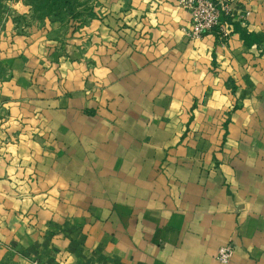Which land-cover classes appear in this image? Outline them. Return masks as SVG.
<instances>
[{
    "label": "crops",
    "instance_id": "obj_1",
    "mask_svg": "<svg viewBox=\"0 0 264 264\" xmlns=\"http://www.w3.org/2000/svg\"><path fill=\"white\" fill-rule=\"evenodd\" d=\"M90 5L0 39V264H264V0Z\"/></svg>",
    "mask_w": 264,
    "mask_h": 264
},
{
    "label": "rangeland",
    "instance_id": "obj_2",
    "mask_svg": "<svg viewBox=\"0 0 264 264\" xmlns=\"http://www.w3.org/2000/svg\"><path fill=\"white\" fill-rule=\"evenodd\" d=\"M97 0H0V39L7 35L27 38L33 31L65 33L78 26ZM68 2V3H67ZM28 7V9H27ZM48 21L49 23H47ZM56 27L57 30H54ZM58 27V28H57ZM5 76L0 69V78Z\"/></svg>",
    "mask_w": 264,
    "mask_h": 264
},
{
    "label": "built area",
    "instance_id": "obj_3",
    "mask_svg": "<svg viewBox=\"0 0 264 264\" xmlns=\"http://www.w3.org/2000/svg\"><path fill=\"white\" fill-rule=\"evenodd\" d=\"M244 0H179L180 7L190 19L188 36L200 39L206 34L215 33L223 41L228 38L227 21L234 18L233 8ZM234 253L231 243L221 247L216 255L219 264H229Z\"/></svg>",
    "mask_w": 264,
    "mask_h": 264
},
{
    "label": "trees",
    "instance_id": "obj_4",
    "mask_svg": "<svg viewBox=\"0 0 264 264\" xmlns=\"http://www.w3.org/2000/svg\"><path fill=\"white\" fill-rule=\"evenodd\" d=\"M67 1V0H64ZM68 3V2H67ZM246 43L249 45V40L245 38Z\"/></svg>",
    "mask_w": 264,
    "mask_h": 264
}]
</instances>
